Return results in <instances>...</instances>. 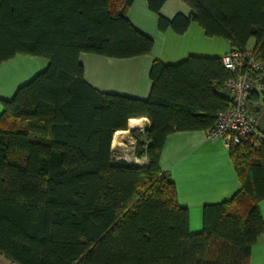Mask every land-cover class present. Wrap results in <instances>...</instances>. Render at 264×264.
I'll return each mask as SVG.
<instances>
[{"label": "trees", "instance_id": "1", "mask_svg": "<svg viewBox=\"0 0 264 264\" xmlns=\"http://www.w3.org/2000/svg\"><path fill=\"white\" fill-rule=\"evenodd\" d=\"M166 0H147L158 28L182 33L190 21L209 37L264 63V0H182L191 14L169 20ZM132 0H0V64L17 54L43 57L46 69L2 100L0 255L13 264H248L264 234V143L228 147L240 182L227 201L206 205L202 230L161 171L165 138L212 129L226 107L232 73L220 57L153 61L148 98L103 93L83 77L81 53L110 58L148 54L150 37L126 18ZM264 94L251 92L256 117ZM138 166L116 159L111 141L134 118Z\"/></svg>", "mask_w": 264, "mask_h": 264}, {"label": "crops", "instance_id": "2", "mask_svg": "<svg viewBox=\"0 0 264 264\" xmlns=\"http://www.w3.org/2000/svg\"><path fill=\"white\" fill-rule=\"evenodd\" d=\"M160 14L169 20L177 14L188 18L191 10L182 0H166ZM126 18L136 30L152 39L153 46L148 54L130 58L81 53L79 61L83 66L84 80L103 93L145 100L151 88L149 71L153 61L176 65L189 56L221 58L230 51L227 40L205 35L202 27L194 21H190L182 33L170 26L160 30L158 15L148 8L147 0H132L126 10ZM47 65L46 58L23 54L0 64V114L1 101L11 99L18 87L44 71ZM262 97L254 107H263L264 111ZM129 120L126 130H118L121 137L115 142L112 137L111 151L128 149L135 153L136 140L130 133L133 130L144 131L150 122L147 117L134 118L130 123ZM139 120L144 121L142 124L132 123ZM159 167L169 174L178 204L188 211L190 234L201 232L204 206L227 201L240 188L228 147L221 139H208L204 130L168 134ZM259 210L264 225V200L259 202ZM248 264H264V234L252 246Z\"/></svg>", "mask_w": 264, "mask_h": 264}, {"label": "built area", "instance_id": "3", "mask_svg": "<svg viewBox=\"0 0 264 264\" xmlns=\"http://www.w3.org/2000/svg\"><path fill=\"white\" fill-rule=\"evenodd\" d=\"M226 69L232 73L227 82L226 107L217 115L214 127L206 131L208 139H221L227 147L249 142L254 147L264 143V133L256 126L257 117L247 107L251 92L264 94V63L257 61L251 49L244 52L230 50L221 57ZM116 159L143 166L145 158L125 150H114Z\"/></svg>", "mask_w": 264, "mask_h": 264}, {"label": "water", "instance_id": "4", "mask_svg": "<svg viewBox=\"0 0 264 264\" xmlns=\"http://www.w3.org/2000/svg\"><path fill=\"white\" fill-rule=\"evenodd\" d=\"M256 126L259 131L264 133V111H262L257 117Z\"/></svg>", "mask_w": 264, "mask_h": 264}, {"label": "rangeland", "instance_id": "5", "mask_svg": "<svg viewBox=\"0 0 264 264\" xmlns=\"http://www.w3.org/2000/svg\"><path fill=\"white\" fill-rule=\"evenodd\" d=\"M157 17V16H156ZM254 45H253V39H250L248 44H247V47L250 49L252 48ZM117 133V132H116ZM114 133V135L116 134ZM114 135H113V138H114ZM121 137V133H120V136ZM118 137V138H119ZM0 264H13L11 263L10 261H8L7 259H5L3 256L0 255Z\"/></svg>", "mask_w": 264, "mask_h": 264}, {"label": "bare ground", "instance_id": "6", "mask_svg": "<svg viewBox=\"0 0 264 264\" xmlns=\"http://www.w3.org/2000/svg\"><path fill=\"white\" fill-rule=\"evenodd\" d=\"M143 121H144V120H139V121H134V122H132V123H133V124H142ZM119 136H120V133H119V132L116 133V134L114 135V138H113L114 141H113V142L117 141Z\"/></svg>", "mask_w": 264, "mask_h": 264}]
</instances>
